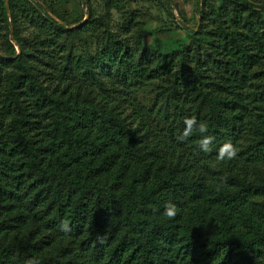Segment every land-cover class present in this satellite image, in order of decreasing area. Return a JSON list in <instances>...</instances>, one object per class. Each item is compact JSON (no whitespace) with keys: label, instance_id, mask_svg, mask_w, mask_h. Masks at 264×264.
<instances>
[{"label":"trees","instance_id":"trees-1","mask_svg":"<svg viewBox=\"0 0 264 264\" xmlns=\"http://www.w3.org/2000/svg\"><path fill=\"white\" fill-rule=\"evenodd\" d=\"M155 1L0 0V264H264V0Z\"/></svg>","mask_w":264,"mask_h":264},{"label":"rangeland","instance_id":"rangeland-1","mask_svg":"<svg viewBox=\"0 0 264 264\" xmlns=\"http://www.w3.org/2000/svg\"><path fill=\"white\" fill-rule=\"evenodd\" d=\"M71 2L69 10L78 15L83 8L82 0H71ZM101 2L102 0H94V7L102 9L103 5ZM196 2L197 0H172L171 6L178 22L186 19L191 28L196 27V21L198 20ZM143 9L147 12L145 43L151 45L156 39L154 45L160 46L163 50L167 51L171 47H175L173 41L183 35V29L170 19L166 9H164L159 1L147 0ZM84 11L87 13L86 10ZM113 15L118 20V14L114 13Z\"/></svg>","mask_w":264,"mask_h":264},{"label":"clouds","instance_id":"clouds-1","mask_svg":"<svg viewBox=\"0 0 264 264\" xmlns=\"http://www.w3.org/2000/svg\"><path fill=\"white\" fill-rule=\"evenodd\" d=\"M185 125H186V130L184 133L178 137L179 140H184L186 137L190 135L192 132L194 126H196L197 122L195 118H185ZM199 132L201 133H206L207 132V127L204 123H200L198 125ZM214 138L210 136H205L201 141H200V146L201 149L205 152L210 150V145L212 144ZM237 148L229 141L226 144H224L218 154V160L223 161L225 159L227 160H232L237 156ZM166 217L168 218H174L175 215L177 214V207L175 204L168 202L165 205V211L163 213ZM28 264H35V261H29Z\"/></svg>","mask_w":264,"mask_h":264},{"label":"water","instance_id":"water-1","mask_svg":"<svg viewBox=\"0 0 264 264\" xmlns=\"http://www.w3.org/2000/svg\"><path fill=\"white\" fill-rule=\"evenodd\" d=\"M18 51L20 52V50L18 49Z\"/></svg>","mask_w":264,"mask_h":264}]
</instances>
